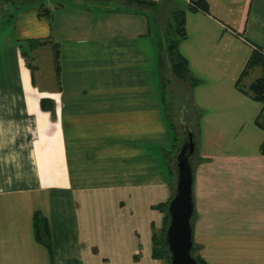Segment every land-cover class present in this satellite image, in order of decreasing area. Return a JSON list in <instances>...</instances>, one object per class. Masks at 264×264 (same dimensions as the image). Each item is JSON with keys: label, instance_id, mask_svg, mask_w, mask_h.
Returning a JSON list of instances; mask_svg holds the SVG:
<instances>
[{"label": "crops", "instance_id": "crops-1", "mask_svg": "<svg viewBox=\"0 0 264 264\" xmlns=\"http://www.w3.org/2000/svg\"><path fill=\"white\" fill-rule=\"evenodd\" d=\"M146 1L155 13L128 0H0V264H171L154 249L173 191L158 38L174 10L186 12L180 52L198 80L179 116H198L200 259L264 264V104L237 87L264 54V0H201L207 12Z\"/></svg>", "mask_w": 264, "mask_h": 264}, {"label": "trees", "instance_id": "trees-1", "mask_svg": "<svg viewBox=\"0 0 264 264\" xmlns=\"http://www.w3.org/2000/svg\"><path fill=\"white\" fill-rule=\"evenodd\" d=\"M25 2H35V1H41V0H23ZM129 3H136L137 5L141 6L142 10L150 13H155L157 5L153 2L146 1V0H128ZM196 4L191 7L192 10H199V11H208V5L205 1L198 0L195 2ZM47 11V10H46ZM46 11L43 13V16H46ZM171 20L167 22V27L165 28L166 33L168 34L171 30H173L172 36H174V39H172L171 42L164 46H160L164 49V60L160 63V76H161V82L163 84V88L165 86L164 81L167 84L172 83V80H170L167 75L164 73V69L168 66V68L171 70L173 79L176 80L175 82H180L183 86V90L185 91V102L189 103L190 100V94L189 89L194 88L198 85V80L195 79L191 75V71L189 68L188 60L181 54L180 52V44L183 40L187 38V30H186V12L181 10H174L171 14ZM48 41H38V40H30L28 43L30 44L31 48H38L40 46H45ZM167 65V66H166ZM256 70L259 71V77L254 80L250 85H244L243 81L246 77L251 75L252 72H255ZM189 85V86H188ZM238 89L243 92L244 94L248 95L255 101L261 102L264 104V54L260 52L259 50H255L252 55L250 56L243 73L241 74L240 78L237 82ZM47 101H43V107H45V103ZM186 117V116H184ZM188 118V116H187ZM257 121V124L264 128V119ZM186 125H184V129L186 131V127H190L191 131L194 134L195 139V129L192 128V121H188V119H185ZM188 135V132H187ZM186 135V137H187ZM262 153H264V144L262 145ZM192 162V160H191ZM166 208L168 209L169 203H167ZM164 206V207H165ZM38 219V218H37ZM37 224H39V239L41 236V243L43 242L47 247H50V240H48V222L46 219L37 220ZM41 222V226H40ZM41 232V233H40ZM166 234V231H165ZM44 237H46L44 239ZM165 235L163 239L161 238L159 241L157 240L155 244V253L159 254L162 253L165 256L168 255V258L171 261V255L168 250V246L165 241ZM47 239V240H46ZM194 256V254H193ZM197 261L200 264H204L202 260H199L196 258Z\"/></svg>", "mask_w": 264, "mask_h": 264}, {"label": "water", "instance_id": "water-1", "mask_svg": "<svg viewBox=\"0 0 264 264\" xmlns=\"http://www.w3.org/2000/svg\"><path fill=\"white\" fill-rule=\"evenodd\" d=\"M184 121V116L181 115ZM188 135L182 143L177 156L178 180L176 193L169 202V225L165 241L171 255V264H200L193 256L194 238L192 220L195 211L193 199L194 170L192 158L196 144L190 127H186Z\"/></svg>", "mask_w": 264, "mask_h": 264}, {"label": "rangeland", "instance_id": "rangeland-1", "mask_svg": "<svg viewBox=\"0 0 264 264\" xmlns=\"http://www.w3.org/2000/svg\"><path fill=\"white\" fill-rule=\"evenodd\" d=\"M43 1L44 0H42V2ZM168 32H169L168 34L166 33V31L161 32V35L158 38L159 46H164V45L168 44L169 42H171L172 39H174V36H172L173 30H172V32H171V30ZM160 49H161V51H163V54H164V49L161 47H160ZM34 59L35 58H33V64L37 65V59H35V62H34ZM43 60L47 61L48 59H46V57H45ZM48 64L49 63H47V62L41 64V68H38V71H36L37 72L36 77L40 78V79H37V81L38 82H39V80L41 81V88H43L44 85H49V84L45 83V80L42 76L44 74L50 73L51 68H49ZM163 69H164L165 75H167L166 77H168L170 80H172V83H170V84H167L165 82L166 81L165 80L164 81L165 86L163 88L165 95L167 97L166 103L168 106L167 112H168V116H169V121H170L172 129H173V134H175V138H176L175 149L173 150L172 157H171L173 159H171V158L166 159V161L170 162V164H171V168H170L171 169L170 170L171 171V188L173 190L172 195H171V199H172L174 194L176 193V184H177V180H178V170H177V163H176L175 157H176V154L181 147V144L186 140V135H187V131H185L184 126L181 125V123H180L181 121L179 119V117H180L179 114H180L181 110L183 109L182 105L185 103V91L182 88L183 86H180L181 85L180 82H178V83L175 82L176 80L173 79L172 72L168 68V66L166 68H163ZM255 73H256V71L252 72L253 75L251 74L249 79H251V77L254 76ZM39 75H41V77H39ZM52 80H53V77L50 78L48 81L51 82ZM243 83H244V81H243ZM188 107H190L189 103H188ZM183 112H185V111L183 110ZM185 116H186L185 119H188V121H190V122L192 121V123H193L192 128L195 129V127H197L198 116H196V114L189 113V110H187V113ZM187 116H188V118H187ZM195 156H196V154H195ZM196 164H197V159H196V161H195V159H192V165L194 168L197 166ZM159 208L161 209L162 207H159ZM163 208H164V213H165V221H164V225H163L162 230H160V232L157 233L158 234L157 235L158 241L161 238L163 239L164 235L166 236L165 231L167 230V227H168L169 221H170L168 209L166 208V206ZM207 215H212V213L207 211ZM195 217H196V215H195ZM193 238H194V236H193ZM197 240H198L197 238H194L193 254H194L195 258H198L199 260H201L200 256H199L200 255L199 252L201 251V248L197 244Z\"/></svg>", "mask_w": 264, "mask_h": 264}, {"label": "flooded vegetation", "instance_id": "flooded-vegetation-1", "mask_svg": "<svg viewBox=\"0 0 264 264\" xmlns=\"http://www.w3.org/2000/svg\"><path fill=\"white\" fill-rule=\"evenodd\" d=\"M180 119H181V116H180Z\"/></svg>", "mask_w": 264, "mask_h": 264}]
</instances>
